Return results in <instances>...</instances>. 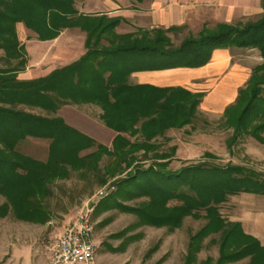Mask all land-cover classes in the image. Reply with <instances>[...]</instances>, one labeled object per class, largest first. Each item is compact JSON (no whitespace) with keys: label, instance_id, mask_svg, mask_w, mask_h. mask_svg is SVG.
<instances>
[{"label":"trees","instance_id":"obj_1","mask_svg":"<svg viewBox=\"0 0 264 264\" xmlns=\"http://www.w3.org/2000/svg\"><path fill=\"white\" fill-rule=\"evenodd\" d=\"M75 1L0 0V49L7 60L20 59L19 64H24L25 50L16 29L19 23L41 41L54 39L69 27L86 33L84 54L46 76L18 80L19 67L0 68V194L6 198L0 205V216L11 208L19 218L47 221L49 212L43 199L52 194L55 180L74 170L82 176L97 173L98 184L114 178L112 183L121 194L149 197V202L135 208L115 202L108 194L95 210L116 206L154 226L177 225L184 215L203 210L208 218L204 233L222 229L225 224L219 205L240 192L264 195V177L231 164L201 163L177 172L164 170L165 159L171 155L158 152L157 139L168 129L191 122L201 94L182 87L129 85L126 79L132 70L199 67L208 62L214 49L228 46L256 47L264 57V15L245 25L217 23L214 31L188 36L174 47H163L161 35L149 39V44L135 38L116 45L108 35H114L118 19L82 14ZM153 32L161 30L154 28ZM102 40H108L109 45H100ZM67 100L100 106L101 119L115 132L110 147L59 116L17 109L26 105L55 110ZM223 114L225 126L235 134H245L250 127L254 135L264 130V121L252 124L264 118V62L252 70L247 84L238 90L235 104L227 106ZM27 137L50 141L45 160L16 148ZM104 155L110 159L100 168ZM149 159L150 164L143 168L141 162ZM169 199L179 204L165 207ZM228 225L222 231L225 236L219 263L251 255L250 264H264V246L245 234L239 222ZM238 241L240 247L233 245ZM232 245L236 249L226 254L224 248Z\"/></svg>","mask_w":264,"mask_h":264},{"label":"rangeland","instance_id":"obj_2","mask_svg":"<svg viewBox=\"0 0 264 264\" xmlns=\"http://www.w3.org/2000/svg\"><path fill=\"white\" fill-rule=\"evenodd\" d=\"M79 1L82 0L75 1L77 10L76 3ZM246 3L248 7H251L249 12L244 16L235 18L232 24L245 25L257 21L264 15V0H246ZM90 15H106L109 18L118 19L119 22L114 31L133 30L138 34L145 33V35L150 31L149 38H142V36L137 38L135 36V38H141L147 44L150 43L149 39L153 40L157 35H161L164 38L163 47L177 46L186 37H196L199 32L204 30L214 31L216 25L205 14L201 21L192 24L191 29L187 26L159 27L155 29L161 30V33H156L153 32L154 28L147 30L135 25L123 24L125 18L120 15L109 16L104 13ZM19 26L20 23L17 24L16 29L19 41L25 50L24 64H19L20 59L7 60L3 50L0 49V68L19 67L20 70H23L27 63H30L27 43L31 39L36 40L37 37L28 29L26 37L20 32ZM66 30L71 35L61 36L56 48L61 49L68 37L71 38V41L73 40L74 48H77L78 38L82 30L79 27H69ZM108 36L111 39L113 38L114 42L118 41L120 44L132 40L130 36L125 34L118 36L119 38L114 35ZM102 43L106 46L109 45L108 40H102L100 45ZM39 46L41 47L39 49L43 52L46 51V43L39 44ZM225 48L231 50V62L241 65L240 67L248 70L250 75L256 66L264 62V57L256 47H241V49H238L234 46H228ZM249 77L234 90L236 91L234 92V99L226 104L222 110H217L212 104L214 86L220 82L221 78L219 75L214 78H199L189 82L186 86H165L182 87L194 94L201 95L191 122L179 128H170L157 139L158 152L171 155L168 159H165L167 163L163 167L164 170L177 172L186 166L201 163L231 164L253 170L264 177V130L255 131L256 135H254L251 133L250 127L247 129L249 132L245 134L243 132L235 134L232 128L225 126L223 114L227 106L235 104L238 90L247 84ZM17 109L47 117L59 116L70 125H73L74 128L87 133L96 142L108 147H110L115 136V132L107 127L101 119V114L98 112L101 109L100 106L94 103H74L67 100L55 110L26 105L17 106ZM263 121L264 118L257 119L252 124L257 125ZM49 142L48 139L27 137L20 141L16 148L33 158L45 160L48 154ZM85 152L87 151L83 153ZM138 154L140 156L141 151ZM109 159L110 157L104 155L99 163L100 168H103ZM150 162V159L143 160L140 165L146 168ZM80 173V171L70 170L65 178L54 181L51 186L52 194L43 199V205L49 212L47 221L35 222L19 218L11 208L8 209L5 215L0 216V264H38L42 261L43 253L48 251V247L63 227L75 218L82 209L91 205H93V208L90 221L93 226V236L98 244L97 257L100 264H220L219 260L225 236L222 232L223 229L228 228L230 223H240L238 219L246 212L245 208L249 203L248 197L262 198L264 204V197L247 194L251 192L229 195L226 201L218 207L224 219L225 227L207 233H204V228L208 223V218L204 216L203 210L184 215L177 225L154 226L144 224L134 213L116 206L95 210L96 206L108 194V197L115 202L126 207L135 208L149 202V197L146 195L121 194L117 186L112 183L114 178L107 177L104 184H98L96 180L97 173L89 172L87 176H82ZM125 174L126 172L120 176ZM110 185H113L114 188L108 190L105 197L95 199V201L90 200L99 188ZM131 190L136 191L134 188ZM4 203H6V198L0 194V205ZM176 204H179L177 200L169 199L165 207H172ZM258 210L260 211V209ZM241 228L245 231L242 225ZM199 235L203 236L199 237ZM238 242L233 245H239L240 247L241 243ZM259 243L261 244V241ZM235 246L224 248V252L226 254L232 252L236 249ZM251 262V255H248L239 259L224 261L221 264H250Z\"/></svg>","mask_w":264,"mask_h":264},{"label":"crops","instance_id":"obj_3","mask_svg":"<svg viewBox=\"0 0 264 264\" xmlns=\"http://www.w3.org/2000/svg\"><path fill=\"white\" fill-rule=\"evenodd\" d=\"M76 5L81 13L120 15L125 18L126 23L123 24H131L147 30L170 26H187L191 29L192 24L201 21L205 14H207V18L213 20L214 24L232 23L235 18L246 15L251 8L248 7L246 0H82ZM18 28L27 37L26 31L28 30L23 24L20 23ZM113 33L115 37L125 34L130 36L132 40L135 39V36L137 38L141 36L142 38H149L151 35L150 31L145 35V33L138 34L133 30H116ZM65 34L71 35L64 29L56 38L51 40L31 39L27 43L30 63H27L23 70L16 72V78L18 80H32L43 77L54 69L68 65L80 58L85 52V33L80 31L77 48H74V42L69 37L64 41L61 49L56 48L60 37ZM44 43H46L45 53L39 49L41 48L39 44ZM116 43L120 44L118 41ZM236 48L241 49V47ZM231 54V50L228 48H216L212 51L208 62L199 67L132 70L128 74L126 83L157 87L186 86L189 82L199 78H214L219 75L221 78L220 82L214 86L212 104L217 110H222L226 104L234 99V92H236L234 90L241 86L250 75L248 70L240 67L241 65L231 62ZM98 112L101 114V109ZM247 194L264 197L263 194L258 193ZM247 199L249 203L246 205V212L238 220L244 227L245 233L256 237L264 245V204L262 198L254 199L250 196ZM47 258L48 251H45L41 258L42 261L38 264H46Z\"/></svg>","mask_w":264,"mask_h":264},{"label":"built area","instance_id":"obj_4","mask_svg":"<svg viewBox=\"0 0 264 264\" xmlns=\"http://www.w3.org/2000/svg\"><path fill=\"white\" fill-rule=\"evenodd\" d=\"M113 185L99 188L90 200L103 198ZM93 204V203H92ZM93 205L70 220L48 247L46 264H100L97 257L98 244L93 236L90 214Z\"/></svg>","mask_w":264,"mask_h":264}]
</instances>
